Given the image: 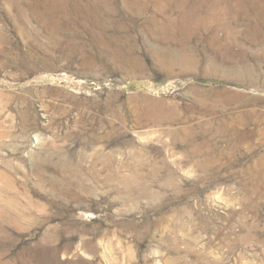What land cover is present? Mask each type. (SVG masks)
<instances>
[{
  "label": "rangeland",
  "instance_id": "obj_1",
  "mask_svg": "<svg viewBox=\"0 0 264 264\" xmlns=\"http://www.w3.org/2000/svg\"><path fill=\"white\" fill-rule=\"evenodd\" d=\"M0 264H264V0H0Z\"/></svg>",
  "mask_w": 264,
  "mask_h": 264
}]
</instances>
